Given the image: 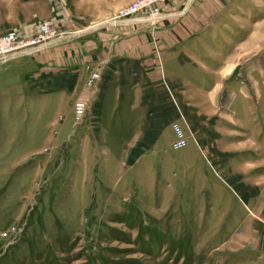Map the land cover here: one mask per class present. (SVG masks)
<instances>
[{
	"label": "rangeland",
	"instance_id": "rangeland-1",
	"mask_svg": "<svg viewBox=\"0 0 264 264\" xmlns=\"http://www.w3.org/2000/svg\"><path fill=\"white\" fill-rule=\"evenodd\" d=\"M132 1L0 0V264H264V0Z\"/></svg>",
	"mask_w": 264,
	"mask_h": 264
},
{
	"label": "built area",
	"instance_id": "built-area-1",
	"mask_svg": "<svg viewBox=\"0 0 264 264\" xmlns=\"http://www.w3.org/2000/svg\"><path fill=\"white\" fill-rule=\"evenodd\" d=\"M153 0H133L127 7L124 8L123 13L128 15L130 13H133L137 9L141 8L142 6L149 4ZM148 15H143V16H132L135 14H130V18L127 20H133V21H145V20H150L154 19L155 15L157 16L158 13H153L157 11H150ZM132 16V17H131ZM154 17V18H153ZM47 40L37 43L36 45L32 46V50L34 49H39L42 48L43 46L47 45ZM14 46H13V39L10 35L8 34H1L0 35V62L4 61L12 56H14ZM98 75L97 71H94L92 73L91 77H96Z\"/></svg>",
	"mask_w": 264,
	"mask_h": 264
},
{
	"label": "crops",
	"instance_id": "crops-1",
	"mask_svg": "<svg viewBox=\"0 0 264 264\" xmlns=\"http://www.w3.org/2000/svg\"><path fill=\"white\" fill-rule=\"evenodd\" d=\"M191 1L192 0H185V2L183 3V5H182V7L178 10V9H175V10H173L174 12L172 13H169V12H167V14L165 13V14H163L162 16H171L172 14H174V15H180V14H184V12H186L187 10H189L190 9V4H191ZM178 11V12H175V11ZM126 22H137V21H133V20H126ZM182 71H178L177 73H178V75L181 73ZM175 88H177V86H175ZM95 99V98H94ZM179 100H181V97L179 98ZM84 118H86V119H88V122H91V118H90V115H88V116H84Z\"/></svg>",
	"mask_w": 264,
	"mask_h": 264
},
{
	"label": "bare ground",
	"instance_id": "bare-ground-1",
	"mask_svg": "<svg viewBox=\"0 0 264 264\" xmlns=\"http://www.w3.org/2000/svg\"><path fill=\"white\" fill-rule=\"evenodd\" d=\"M149 13H151V12H149ZM149 13H145V14H143V15H148ZM153 13H160V12H153ZM143 15H141V14H135V15H132V16H143ZM131 16V17H132ZM130 17L128 16L127 18H126V20L127 19H129ZM125 21V20H124Z\"/></svg>",
	"mask_w": 264,
	"mask_h": 264
}]
</instances>
